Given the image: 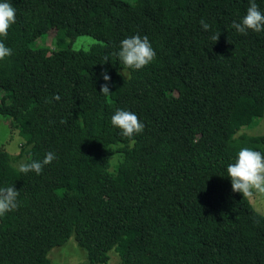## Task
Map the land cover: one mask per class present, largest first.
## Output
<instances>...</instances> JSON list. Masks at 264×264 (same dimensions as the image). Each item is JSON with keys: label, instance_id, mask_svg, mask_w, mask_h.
I'll use <instances>...</instances> for the list:
<instances>
[{"label": "trees", "instance_id": "trees-1", "mask_svg": "<svg viewBox=\"0 0 264 264\" xmlns=\"http://www.w3.org/2000/svg\"><path fill=\"white\" fill-rule=\"evenodd\" d=\"M6 2L16 21L0 37L12 49L0 60V115L24 141L15 157L0 144V188L19 191L0 217V264H50L71 236L82 264H107L110 251L117 264H264V215L227 177L242 147L264 153V134L234 135L264 112V31L231 27L249 0ZM52 29L54 48L35 42ZM80 35L95 41L73 49ZM133 35L156 53L140 70L114 55ZM117 109L143 132L123 137ZM48 152L56 159L40 175L13 165Z\"/></svg>", "mask_w": 264, "mask_h": 264}, {"label": "clouds", "instance_id": "clouds-1", "mask_svg": "<svg viewBox=\"0 0 264 264\" xmlns=\"http://www.w3.org/2000/svg\"><path fill=\"white\" fill-rule=\"evenodd\" d=\"M16 21V10L9 2H0V37H7L8 30ZM200 25L204 31H209L211 25L205 20H200ZM238 33L246 35L249 30L260 33L264 31V12H262L255 2L249 0V7L240 22H233L231 25ZM220 33H213L211 40L217 41ZM12 55V49L0 42V60ZM119 61L128 69L140 70L149 65L156 57V53L147 36L133 35L120 42L119 51L114 53ZM107 59V58H106ZM104 84L101 85L100 93L108 96L111 92L108 86L110 76L106 70L101 73ZM53 99L59 100L57 95ZM51 103V101H47ZM61 123L66 121L61 120ZM111 125L120 130L123 137L131 139L135 134L142 133L145 125L139 120L134 112L117 109L111 117ZM56 159L53 152H48L42 161H32L21 163L19 172L28 174L35 172L40 175L43 168ZM227 177L231 181L233 192L241 193L243 197H248L253 192L264 194V153L253 150L249 147H242L234 162L227 166ZM19 191L13 186L0 188V217L18 208L17 198Z\"/></svg>", "mask_w": 264, "mask_h": 264}, {"label": "rangeland", "instance_id": "rangeland-1", "mask_svg": "<svg viewBox=\"0 0 264 264\" xmlns=\"http://www.w3.org/2000/svg\"><path fill=\"white\" fill-rule=\"evenodd\" d=\"M127 1L134 2V0ZM94 41L95 40L91 36L80 35L72 40L71 47L73 49L86 48ZM35 42L40 45H47L54 48L56 46L54 43V29L45 32V34L38 37ZM242 132L248 135L264 134V112L262 116L257 118L253 123L242 127L234 135H238ZM22 141L24 140H22V138L16 134V130L12 128V121L7 116L0 115L1 149L10 153L12 157H15L21 150L20 145ZM121 157V154H114L110 157L108 170H113L117 160L121 159ZM27 158V156H24L15 159L13 165L18 167L21 163H24ZM248 199L253 208L264 215V194L253 192L251 196H248ZM108 256L107 264L119 263V258H117L112 251L108 253ZM48 258L50 264H82L85 261V252L77 246L74 237L71 236L65 244L51 250L48 254Z\"/></svg>", "mask_w": 264, "mask_h": 264}]
</instances>
